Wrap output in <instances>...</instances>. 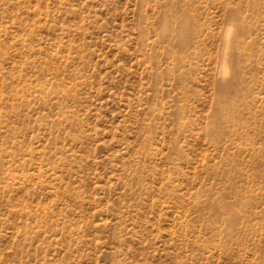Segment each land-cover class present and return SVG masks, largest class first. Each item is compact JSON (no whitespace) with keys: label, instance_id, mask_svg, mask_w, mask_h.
<instances>
[{"label":"rangeland","instance_id":"rangeland-1","mask_svg":"<svg viewBox=\"0 0 264 264\" xmlns=\"http://www.w3.org/2000/svg\"><path fill=\"white\" fill-rule=\"evenodd\" d=\"M0 264H264V0H0Z\"/></svg>","mask_w":264,"mask_h":264}]
</instances>
